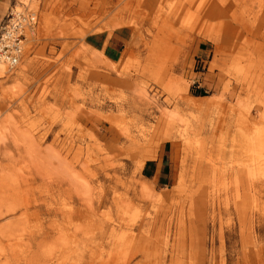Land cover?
Returning a JSON list of instances; mask_svg holds the SVG:
<instances>
[{"label": "rangeland", "instance_id": "374dc122", "mask_svg": "<svg viewBox=\"0 0 264 264\" xmlns=\"http://www.w3.org/2000/svg\"><path fill=\"white\" fill-rule=\"evenodd\" d=\"M25 6L37 30L0 64V264H264V0H0V29Z\"/></svg>", "mask_w": 264, "mask_h": 264}, {"label": "built area", "instance_id": "2783aa9c", "mask_svg": "<svg viewBox=\"0 0 264 264\" xmlns=\"http://www.w3.org/2000/svg\"><path fill=\"white\" fill-rule=\"evenodd\" d=\"M39 24L37 13L25 6L12 9L0 29V64L12 72L18 68L25 54L29 38Z\"/></svg>", "mask_w": 264, "mask_h": 264}, {"label": "crops", "instance_id": "0c3cea01", "mask_svg": "<svg viewBox=\"0 0 264 264\" xmlns=\"http://www.w3.org/2000/svg\"><path fill=\"white\" fill-rule=\"evenodd\" d=\"M125 39L126 37L123 33L116 32L112 37L106 40V47L104 50L110 56V58H117L119 50L124 46ZM143 172L145 177L151 180L157 187L168 186L172 182V171L167 149L165 148L163 150L159 160L147 163Z\"/></svg>", "mask_w": 264, "mask_h": 264}, {"label": "bare ground", "instance_id": "6f19581e", "mask_svg": "<svg viewBox=\"0 0 264 264\" xmlns=\"http://www.w3.org/2000/svg\"><path fill=\"white\" fill-rule=\"evenodd\" d=\"M146 98H147V97H146ZM146 98H145V102H146L147 99H149V98H147V99H146ZM132 99H133V98H132ZM135 99H136V98H135ZM142 99H143V98H142ZM138 101H140V100L138 99ZM149 101H150V100H149ZM136 102H137V101H135V100L133 99V101H132L133 105L130 104L131 107L128 106L127 108H129L130 110H131L132 108L138 109L139 111H140V110H144L143 106H146V104H144L145 102H144V103H143L142 101L139 102V104L142 105V107H141L140 105H138ZM150 102H151V101H150ZM213 102H214V101H213ZM129 103H130V102H129ZM147 103L149 104V102H147ZM156 103H157V102H156ZM148 104H147V107H149ZM151 104H152V103H151ZM153 105H154V103H153ZM153 105H152L151 107H153ZM117 106H118V105H117ZM154 106H155V105H154ZM142 108H143V109H142ZM124 109H126V108H124ZM151 109H152V108H151ZM145 110H146V109H145ZM148 110H149V108H148ZM143 112H144V111H143ZM150 113H151V112H150ZM150 115L152 116V114H150ZM155 117H156V116H155ZM159 119H160V118H159ZM158 122H160L159 124L163 123L162 120H161V121H158ZM114 124H116V123H114ZM38 126H39V125H38ZM35 127H36V126H35ZM162 127H163V126H162V124H161V125L158 126L157 128H162ZM32 128H33V127H32ZM33 130H34V129H33ZM32 134H33V133H32ZM31 140H32V139H31ZM72 141H73V140H72ZM33 142H34V141H33ZM33 142L30 141V143H33ZM64 144H65V143H64ZM68 144H69V143H68ZM30 146H31V145H30ZM66 146H67V143H66ZM31 147H32V146H31ZM68 148H69V147H68ZM64 150H66V147H65ZM68 150H69V149H68ZM68 152H70V150H69ZM188 155H189V153H188ZM42 164H43V163H42ZM30 175H32V174H30ZM96 176H97V175H96ZM33 177H34V176H33ZM32 179H33V178H32ZM28 181H29V179H28ZM28 181H27V182H28ZM61 182H62V181H61ZM60 184H61V183H60ZM58 185H59V184H58ZM28 189H30V188L28 187ZM34 189H35V186H34ZM47 189H48V188H47ZM60 189H61V186H60ZM23 190H24V189H23ZM62 190H63V189H62ZM24 191H25V190H24ZM30 191H31V190H30ZM64 191H65V190H64ZM29 193H30V192H29ZM42 193H43V191H42ZM62 193H63V192H62ZM75 193H76V192H75ZM65 194H66V193H65ZM77 194H80V193H77ZM39 195H40V194H39ZM49 195L51 196V194H49ZM75 195H76V194H75ZM72 196H73V195H72ZM77 196H79V195H77ZM81 196H82V195H81ZM66 197H69V193H68V195H67ZM40 198H41V197H40ZM70 198L72 199V198H74V197H71V196H70ZM40 200H41V199H40ZM45 200H46V199H45ZM29 201H30V200H29ZM31 201H32V200H31ZM46 202H47V201H46ZM71 202H73V201L71 200ZM27 203H28V202H27ZM102 203H103V202H102ZM25 204H26V203H25ZM25 204H24V205H25ZM29 204H30V203H29ZM34 204H35V203H34ZM45 204H46V203H45ZM26 205H27V204H26ZM32 205H33V204H32ZM27 206H29V205H27ZM34 207H35V206H34ZM17 210H18L17 208H13L12 210H9L7 213H8V214H13V213H15ZM30 210H31V208H30ZM36 210H37V208H36ZM91 211L94 212V209L90 210V212H91ZM28 212H29V210H26L24 214L27 215ZM36 212H38V211H36ZM91 214H92V212H91ZM93 215H94V217L96 216L95 213H93ZM142 225H143V224H142ZM144 225H145V224H144ZM145 226H146V225H145ZM141 229H142V228H141ZM143 229H144V228H143Z\"/></svg>", "mask_w": 264, "mask_h": 264}, {"label": "trees", "instance_id": "16d2710c", "mask_svg": "<svg viewBox=\"0 0 264 264\" xmlns=\"http://www.w3.org/2000/svg\"><path fill=\"white\" fill-rule=\"evenodd\" d=\"M199 96H204L203 94H200Z\"/></svg>", "mask_w": 264, "mask_h": 264}]
</instances>
